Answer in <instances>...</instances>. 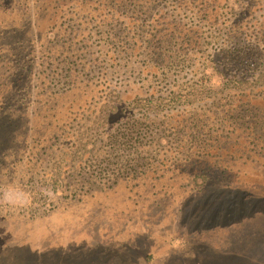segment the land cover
<instances>
[{
  "label": "rangeland",
  "instance_id": "374dc122",
  "mask_svg": "<svg viewBox=\"0 0 264 264\" xmlns=\"http://www.w3.org/2000/svg\"><path fill=\"white\" fill-rule=\"evenodd\" d=\"M241 1L228 3L236 10ZM117 2L0 0V264H203L205 255L219 252L209 260L264 259L263 134L234 137L183 167L147 159L141 163L148 168L129 178L98 177V167L115 164L117 152L102 145L100 133L124 122L127 112H186L226 89L212 75L205 88L120 99L117 52L133 43L138 23L136 13L129 22L116 13ZM258 82L264 66L240 89ZM84 99L86 113L62 148L51 153L37 142ZM123 154L133 161L130 151ZM41 162L44 169L33 176L40 180L29 181ZM94 175L92 184L86 181Z\"/></svg>",
  "mask_w": 264,
  "mask_h": 264
},
{
  "label": "trees",
  "instance_id": "16d2710c",
  "mask_svg": "<svg viewBox=\"0 0 264 264\" xmlns=\"http://www.w3.org/2000/svg\"><path fill=\"white\" fill-rule=\"evenodd\" d=\"M217 1L220 2L118 0L116 13L126 17L127 22L133 20L136 13L138 23L133 43L121 46L117 52L120 70L115 79L122 77L125 88L118 91L120 99L130 103V100L144 97H167L181 86L205 88L212 75L221 76L226 89L210 97L201 107H186V112L184 108L174 107L158 112L134 109L127 112L124 122L118 120L110 130L105 128L100 133L102 145L106 143L119 152L113 153L115 164L108 161L105 164L110 166L98 167L100 179L103 176L107 177V182H118L129 178L128 175L138 173L137 169L148 168L141 163L147 159L157 166L165 162L168 164L165 167L174 163L183 167L193 162L192 155L203 156L234 137L237 139L242 134L254 135L255 139L262 138L258 134L264 136V83L258 82L249 90L240 89L244 81L255 77L264 66V0H242L236 10L230 7L228 0ZM98 15L96 12L94 19ZM128 33L123 30L126 41ZM104 46H109L108 41ZM82 56L90 64L83 53ZM89 68L88 73L92 71L91 66ZM71 71L68 67L61 75L67 76ZM104 88L109 94L108 86ZM88 101L84 99L83 104L76 107L71 103L65 111V119L59 121L46 139L39 137L37 142L48 145L51 153L55 148H62L65 134L78 125V119L86 113L84 104ZM125 150L132 153L131 159L136 165L123 161L121 155ZM91 157L95 158L96 154ZM114 165L116 167H112ZM37 167L27 178L29 181L40 180L33 176L44 169L43 163ZM96 177L86 181L92 184ZM27 184L34 186V182ZM219 253L205 255L203 264H217L209 258ZM257 257L259 255L254 260L247 255L250 263L241 260L237 264H264V259ZM231 261L233 259L222 264L233 263Z\"/></svg>",
  "mask_w": 264,
  "mask_h": 264
}]
</instances>
